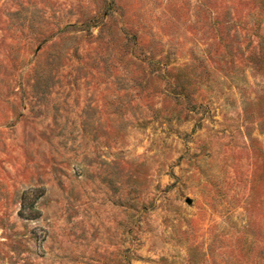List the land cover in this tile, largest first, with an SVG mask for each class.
Here are the masks:
<instances>
[{"label": "rangeland", "instance_id": "1", "mask_svg": "<svg viewBox=\"0 0 264 264\" xmlns=\"http://www.w3.org/2000/svg\"><path fill=\"white\" fill-rule=\"evenodd\" d=\"M0 264H264V0H0Z\"/></svg>", "mask_w": 264, "mask_h": 264}]
</instances>
